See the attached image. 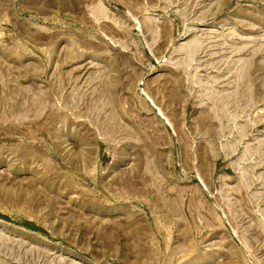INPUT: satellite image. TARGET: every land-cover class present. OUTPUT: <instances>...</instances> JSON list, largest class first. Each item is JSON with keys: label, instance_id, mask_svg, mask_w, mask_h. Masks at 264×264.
I'll return each mask as SVG.
<instances>
[{"label": "rangeland", "instance_id": "obj_1", "mask_svg": "<svg viewBox=\"0 0 264 264\" xmlns=\"http://www.w3.org/2000/svg\"><path fill=\"white\" fill-rule=\"evenodd\" d=\"M0 264H264V0H0Z\"/></svg>", "mask_w": 264, "mask_h": 264}]
</instances>
